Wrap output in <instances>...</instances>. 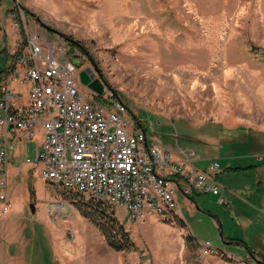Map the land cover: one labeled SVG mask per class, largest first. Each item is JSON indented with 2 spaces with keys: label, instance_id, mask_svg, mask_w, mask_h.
<instances>
[{
  "label": "rangeland",
  "instance_id": "1",
  "mask_svg": "<svg viewBox=\"0 0 264 264\" xmlns=\"http://www.w3.org/2000/svg\"><path fill=\"white\" fill-rule=\"evenodd\" d=\"M5 1L14 7L23 28L31 23L32 34L39 40L44 36L46 41H58L79 71L90 69V77L93 73L106 89L98 93L90 88L96 101L120 98L131 119L138 120L160 148L180 141L182 146L193 145L195 129L199 133L212 129V137L213 132L220 135L218 122L193 128L188 112L193 114V109L206 117L208 109H218L219 115L222 109H264V0ZM68 39L82 48L70 47ZM110 104L107 107L114 109ZM198 143L201 149L204 143ZM213 147V153L226 154ZM35 148L34 140L18 147L30 159ZM263 148L250 149L260 156ZM218 157L226 166L227 160ZM248 159L256 160L251 155L234 164ZM9 173L12 202L25 204L16 222L22 227L23 255L29 264H169L163 244L166 240L173 244V237L163 227L186 241L174 264H190L192 247L198 259L201 254L221 256L223 249L235 255L236 264H264V206L260 205L264 172L221 177L228 204L219 202L221 194L187 197L178 190L183 216L171 221L156 215L135 221L124 206L115 205L117 218L137 248L131 252L109 247L99 229L59 194L58 187L40 178L36 163H10ZM257 180H262L261 187L257 194H250ZM224 184L233 188L225 189ZM58 205L65 208L60 210ZM207 242L216 250L214 254L205 253ZM10 248L0 264H13ZM222 258L233 262L225 255Z\"/></svg>",
  "mask_w": 264,
  "mask_h": 264
},
{
  "label": "built area",
  "instance_id": "2",
  "mask_svg": "<svg viewBox=\"0 0 264 264\" xmlns=\"http://www.w3.org/2000/svg\"><path fill=\"white\" fill-rule=\"evenodd\" d=\"M14 20L20 28L19 17ZM32 33L24 27L13 52L12 76L29 84L26 100L9 84L0 86V217L10 209V142L21 135L41 137L34 159L25 157L24 162L38 164L42 180L107 205H122L135 221L148 215L171 220L183 216L178 190L187 197L194 191L220 193V183L191 164L193 150L182 160L160 150L120 98L96 101L64 46ZM109 102L114 109L107 107ZM258 158L264 167V155ZM211 168L219 169L217 160ZM203 245L205 253H215L208 242Z\"/></svg>",
  "mask_w": 264,
  "mask_h": 264
},
{
  "label": "crops",
  "instance_id": "3",
  "mask_svg": "<svg viewBox=\"0 0 264 264\" xmlns=\"http://www.w3.org/2000/svg\"><path fill=\"white\" fill-rule=\"evenodd\" d=\"M16 2H52L53 0H14ZM15 6V5H14ZM14 7L9 8L8 4L5 0H0V86L1 84H9L16 91L23 93V100H26V95L29 90V84H21L19 81L13 79L12 69H13V61L14 54L13 52L17 48V41L20 35V28L15 23V15L16 13L13 11ZM20 15L22 13H19ZM23 15V14H22ZM26 15V14H25ZM28 16V15H27ZM29 29L31 30V23ZM32 31V30H31ZM26 87V88H25ZM187 111V109H184ZM192 111V110H191ZM218 111V112H217ZM190 119L193 120V128L204 127L205 122H218L222 124V130L220 135L213 132L212 137V129H208L203 133H199L198 131L193 130V145L186 144L184 146L181 145V141L175 144V146H158V148L162 151H169L175 159L182 160L185 158L187 151L193 150L195 152V156L190 158V162L196 168L210 174L214 181L220 183V178L225 177L228 174H235L240 172H264L263 162L258 158L259 153L254 149H250L252 146H264V109H222V115H219L218 109H208L206 110V114L209 117L204 115L197 114L195 109H193V114L190 111ZM217 112L218 115L215 113ZM182 114V113H181ZM3 135V129L0 127V136ZM30 141L26 136L21 135L20 138L14 139L10 142L9 148V162L6 167L7 169V181L9 184V165L10 163L20 164L24 163L25 157L28 158L27 154L20 152L18 149L19 146L23 147V144ZM36 147L37 144L41 142V137L35 139ZM198 141L204 143V146H201V149L197 147L199 144ZM215 141V142H214ZM184 143V142H183ZM187 143V142H186ZM206 144V145H205ZM213 145H216L218 149L221 151L222 149L226 151V154H215ZM264 149V148H263ZM36 153V148H35ZM245 153V155H244ZM262 154V153H260ZM253 155L256 160L250 161L244 160L243 162H238V164H234L236 159L246 158L247 156ZM218 156H222L223 160H227L226 166H221V163L218 160ZM19 157L20 161L17 160ZM217 160L219 163V169L213 170L211 168V161ZM244 164V165H242ZM38 165V164H37ZM242 165V166H241ZM222 167V168H221ZM228 173V174H226ZM262 180L256 181V189L250 191V194H255L259 191L261 187ZM220 185H222L220 183ZM229 185V184H228ZM9 186V185H8ZM228 187V188H227ZM225 189H232V185L227 186L224 184ZM258 190V191H257ZM8 193V189H7ZM195 194H204L199 191H194L193 196ZM210 194V193H209ZM222 197L219 198V202L223 204H228L229 200L225 199V195L227 193H220ZM218 194V195H219ZM257 194V193H256ZM214 195V194H213ZM12 197L8 194V199L10 201V209L11 214L6 216L3 215L0 217V259L4 256L5 250L13 246V253L11 254L12 259L11 262L13 264H29L26 256L23 255L24 243H23V233L22 227L18 225L16 219L20 214H24L25 204L22 202H12ZM260 201V205L264 206V198ZM171 220V219H169ZM166 226V225H164ZM160 227V226H159ZM169 227V226H168ZM163 231L169 233L173 237V244L169 243L168 240L163 244L164 250L167 251L165 253L168 258L167 261L170 264H174L177 251L186 249V241L184 238L177 237L174 231H169L167 227H163ZM193 244H197V239L190 233ZM231 242H235L237 245L240 244L241 241L232 239L230 237L227 238ZM231 242H228L230 244ZM10 246V247H9ZM161 247V246H160ZM249 247H247L248 249ZM193 256L190 259V264H210L211 261L217 262V264H236L235 255L229 254L226 250H219L222 255H211L212 257H204L201 254L200 259L197 257V253L192 247ZM223 255L232 258L233 262H229L224 260ZM212 264V263H211Z\"/></svg>",
  "mask_w": 264,
  "mask_h": 264
},
{
  "label": "trees",
  "instance_id": "4",
  "mask_svg": "<svg viewBox=\"0 0 264 264\" xmlns=\"http://www.w3.org/2000/svg\"><path fill=\"white\" fill-rule=\"evenodd\" d=\"M20 31L24 35L23 25L20 26ZM68 41L70 47L82 48L79 42L73 39H68ZM138 124L142 127L139 121ZM57 187L59 194L70 201L84 218L88 219L99 229L109 247L117 252H131L137 249L128 230L117 218L114 206L107 205L102 201L89 199L78 192ZM164 220L171 221L169 219Z\"/></svg>",
  "mask_w": 264,
  "mask_h": 264
},
{
  "label": "water",
  "instance_id": "5",
  "mask_svg": "<svg viewBox=\"0 0 264 264\" xmlns=\"http://www.w3.org/2000/svg\"><path fill=\"white\" fill-rule=\"evenodd\" d=\"M90 71L89 68H86V69H82L79 71V80L80 82L87 86L88 88H91L92 90L98 92V93H102V91L104 90L102 85H101V82L100 80L92 73V77H90V75L88 74V72ZM31 207V211L32 213H34L35 211V206L34 204H31L30 205Z\"/></svg>",
  "mask_w": 264,
  "mask_h": 264
},
{
  "label": "bare ground",
  "instance_id": "6",
  "mask_svg": "<svg viewBox=\"0 0 264 264\" xmlns=\"http://www.w3.org/2000/svg\"><path fill=\"white\" fill-rule=\"evenodd\" d=\"M58 209H63V208H65L63 205H58V206H56Z\"/></svg>",
  "mask_w": 264,
  "mask_h": 264
}]
</instances>
